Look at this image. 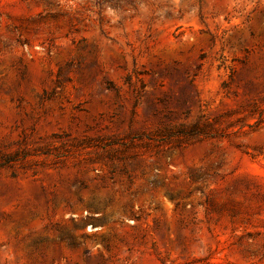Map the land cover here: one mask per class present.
<instances>
[{
    "label": "rangeland",
    "instance_id": "374dc122",
    "mask_svg": "<svg viewBox=\"0 0 264 264\" xmlns=\"http://www.w3.org/2000/svg\"><path fill=\"white\" fill-rule=\"evenodd\" d=\"M0 264H264V0H0Z\"/></svg>",
    "mask_w": 264,
    "mask_h": 264
},
{
    "label": "trees",
    "instance_id": "16d2710c",
    "mask_svg": "<svg viewBox=\"0 0 264 264\" xmlns=\"http://www.w3.org/2000/svg\"><path fill=\"white\" fill-rule=\"evenodd\" d=\"M205 131L204 126L201 127L200 125H198V123H194L193 125L189 126L187 130L183 131L182 133L184 135H200L203 134Z\"/></svg>",
    "mask_w": 264,
    "mask_h": 264
}]
</instances>
